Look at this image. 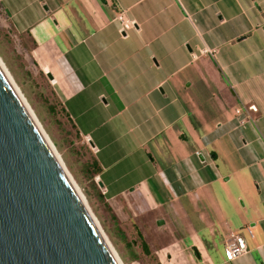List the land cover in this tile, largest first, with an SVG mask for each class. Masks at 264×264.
<instances>
[{"label":"crops","instance_id":"crops-1","mask_svg":"<svg viewBox=\"0 0 264 264\" xmlns=\"http://www.w3.org/2000/svg\"><path fill=\"white\" fill-rule=\"evenodd\" d=\"M3 4L112 208L154 224L172 261L264 264V0ZM231 233L247 251L229 261Z\"/></svg>","mask_w":264,"mask_h":264},{"label":"water","instance_id":"water-1","mask_svg":"<svg viewBox=\"0 0 264 264\" xmlns=\"http://www.w3.org/2000/svg\"><path fill=\"white\" fill-rule=\"evenodd\" d=\"M0 264H119L1 67Z\"/></svg>","mask_w":264,"mask_h":264},{"label":"rangeland","instance_id":"rangeland-1","mask_svg":"<svg viewBox=\"0 0 264 264\" xmlns=\"http://www.w3.org/2000/svg\"><path fill=\"white\" fill-rule=\"evenodd\" d=\"M31 48L28 34L15 28L5 12L3 0H0V62L53 146L120 263L191 264L190 261H172L169 252L167 257L164 256L165 251L160 248L165 240L154 224L144 226L141 219L126 206L116 210L98 196L92 186V181L97 182L98 174L92 178L88 166L95 156L94 148L67 118L53 89V82L52 85L45 72L34 62ZM43 68L47 70V67ZM237 203L243 205L241 199ZM139 232L148 243L150 253L143 251ZM238 232L241 230L238 229ZM163 256L164 261H160Z\"/></svg>","mask_w":264,"mask_h":264},{"label":"built area","instance_id":"built-area-1","mask_svg":"<svg viewBox=\"0 0 264 264\" xmlns=\"http://www.w3.org/2000/svg\"><path fill=\"white\" fill-rule=\"evenodd\" d=\"M120 29L125 30L129 27L130 22L126 19L123 14L118 15L117 17ZM252 110H255V106L251 105L249 107ZM247 251V246L244 238L238 233H231L229 239L224 248V255L227 260H234L239 255Z\"/></svg>","mask_w":264,"mask_h":264},{"label":"trees","instance_id":"trees-1","mask_svg":"<svg viewBox=\"0 0 264 264\" xmlns=\"http://www.w3.org/2000/svg\"><path fill=\"white\" fill-rule=\"evenodd\" d=\"M6 12V11H5ZM7 13V12H6ZM8 14V13H7ZM61 103V102H60ZM61 107L63 109V111L65 112L67 118L72 122V124L75 126L74 122L71 120L70 116L68 115V113L66 112L64 106L61 103ZM76 128V126H75ZM77 129V128H76ZM78 131V130H77ZM79 132V131H78ZM89 169L91 171V177L93 178V176L95 174H99V172L101 171V166L98 162V160L96 159V157L94 156L91 161L88 163ZM92 186L93 188L98 192V196L102 199H104L103 195H102V191L101 189L98 187L97 182L92 181ZM105 200V199H104ZM139 237H140V241H141V246L144 252L146 253H150V247L148 245V243L146 242V240L144 239L143 235L141 232L138 233Z\"/></svg>","mask_w":264,"mask_h":264},{"label":"bare ground","instance_id":"bare-ground-1","mask_svg":"<svg viewBox=\"0 0 264 264\" xmlns=\"http://www.w3.org/2000/svg\"><path fill=\"white\" fill-rule=\"evenodd\" d=\"M0 67L3 69V71H4V73H5V75L7 76V78H8V80L10 81V84L13 86V88L16 90V92H17V94H18V96L20 97V99L22 100V102H23V104L25 105V107L28 109V111L30 112V114L32 115V117H34V115L31 113V111L29 110V108H28V106H27V104H26V102H25V100L22 98V96H21V94L19 93V91L17 90V88L15 87V85L13 84V80L11 79V77L9 76V74L5 71V69H4V66L2 65V63L0 62ZM54 80V79H53ZM53 80H51L52 82H53ZM34 119H35V117H34ZM36 120V119H35ZM37 122V121H36ZM38 126H39V124H38ZM40 127V126H39ZM41 129V128H40ZM41 131H42V129H41ZM43 132V131H42ZM44 134V133H43ZM44 136H45V134H44ZM45 138H46V140H47V142L50 144V146L52 147V149H53V151L55 152V150H54V148H53V146L51 145V143H50V141L47 139V137L45 136ZM55 154H56V152H55ZM71 179V178H70ZM71 181H72V179H71ZM72 183H73V181H72ZM74 184V187L76 188V185H75V183H73ZM76 191L78 192V194L80 195V197H82V195H81V193L79 192V190L76 188ZM82 199L84 200V198L82 197ZM84 202H85V200H84ZM86 203V202H85ZM87 205V204H86ZM106 241H107V238H106ZM107 243H108V241H107ZM111 247V246H110ZM116 255V254H115ZM116 258H117V260H118V263L119 264H121L120 263V260H119V258H118V256L116 255Z\"/></svg>","mask_w":264,"mask_h":264}]
</instances>
